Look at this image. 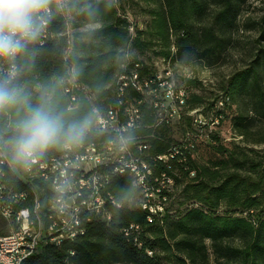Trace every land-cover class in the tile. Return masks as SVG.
<instances>
[{
	"label": "trees",
	"instance_id": "trees-1",
	"mask_svg": "<svg viewBox=\"0 0 264 264\" xmlns=\"http://www.w3.org/2000/svg\"><path fill=\"white\" fill-rule=\"evenodd\" d=\"M127 1L142 2L149 16L133 36L115 0H64L62 7L53 5L37 43L17 58L16 83L32 94L33 102L43 85H56V104L69 118L97 116L117 104L118 75L131 70L139 76L155 72L143 60L125 58L128 46L140 52L152 50L166 61L212 66L231 43L246 0ZM86 25L92 27L82 29ZM252 25L257 29L254 55L245 68L228 77L222 86L224 96L203 106L202 96L186 95L178 125L192 147L185 150L184 159H155L181 141H173L169 125L156 123L154 111L144 101L137 124L123 133L131 136L127 146L151 168L145 181L149 191L163 199L162 211L151 214L142 206L146 197L133 175L99 166L98 173L107 175L99 190L101 211L82 213V232L59 243H39L22 264H211V257L212 264H264V150L247 148L222 134L230 128L246 139L254 117L264 118V14ZM11 66L0 61V78L8 76L3 70ZM73 69L79 71L75 79ZM187 81L196 85L194 79ZM244 96L250 104L246 112L230 103ZM141 97L131 85L122 95L134 103ZM192 109L210 113V122H217L200 132L203 126H195L188 114ZM20 115L15 109L0 114V155L6 160L1 181L6 194L26 195L15 208L32 212L36 198L37 213L46 219L57 191L44 179L38 163L65 151L81 153L87 145L101 149L114 135L93 124L81 145L51 149L27 169L12 160L6 144ZM138 144L146 148L139 150ZM167 179L173 183L167 184ZM160 181L165 187L156 191Z\"/></svg>",
	"mask_w": 264,
	"mask_h": 264
},
{
	"label": "built area",
	"instance_id": "built-area-1",
	"mask_svg": "<svg viewBox=\"0 0 264 264\" xmlns=\"http://www.w3.org/2000/svg\"><path fill=\"white\" fill-rule=\"evenodd\" d=\"M3 72L12 74L13 66ZM116 84L117 104L98 113L94 122L98 130L113 133L114 139L106 142L101 149L95 145H87L81 153L70 154L65 151L38 163V169L44 179L57 191L46 219L37 213L36 198L32 212L26 207L15 208L26 199V195L5 193L1 177L6 160L0 155V214L14 225L7 234L0 235V264H22L39 243H59L62 239L72 238L82 232L79 228L82 213H99L103 204L99 190L105 184L107 175L98 173L99 166H107L113 172H128L133 175L134 184L146 197L142 206L148 208L151 214L162 211L160 200L154 201V193L149 191L145 181L151 168L127 145L121 144L120 137H124L123 133L137 124L142 113L139 106L142 101L154 111L157 124L170 125L172 122H179L181 112L185 108L187 92L183 86L172 85L167 77L161 78L157 71L139 76L136 70H131L129 73L118 75ZM127 85H131L141 94V99L136 103L122 99ZM188 114L192 116L193 124L197 127H211L213 121L217 122V119L210 122V117L202 118L199 109H192ZM136 147L141 150L146 148V145L138 144ZM191 147V143L183 139L166 153L157 155L155 159L166 162L169 158L178 156L181 161L184 159L185 150L188 151ZM34 163H37V160ZM166 182L173 183L172 179H167ZM163 184L164 181H160L156 191L163 187ZM111 202L114 203L113 200ZM149 220L151 221V217Z\"/></svg>",
	"mask_w": 264,
	"mask_h": 264
},
{
	"label": "clouds",
	"instance_id": "clouds-1",
	"mask_svg": "<svg viewBox=\"0 0 264 264\" xmlns=\"http://www.w3.org/2000/svg\"><path fill=\"white\" fill-rule=\"evenodd\" d=\"M63 3L64 0H0V61H7L14 69L12 74L0 78V114L10 109L21 114L6 144L12 160L25 168L51 149L81 145L96 118V113L69 118L56 104V85H43L33 102L32 94L16 83L20 75L16 70L17 58L29 45L37 43L53 5L62 7ZM78 75V69H73L72 79ZM130 141L131 136L120 137L123 145Z\"/></svg>",
	"mask_w": 264,
	"mask_h": 264
},
{
	"label": "rangeland",
	"instance_id": "rangeland-1",
	"mask_svg": "<svg viewBox=\"0 0 264 264\" xmlns=\"http://www.w3.org/2000/svg\"><path fill=\"white\" fill-rule=\"evenodd\" d=\"M118 12L125 16L129 22V32L133 36L135 30L144 28L149 16L146 12V6L142 3L128 2L127 0H115ZM214 7V5H212ZM211 7V8H212ZM264 14V0H246L241 7L237 17V28L231 33V43L223 53L220 61L212 66H203L199 63L185 65L178 60L166 61L155 55L154 51H144L128 46L125 51V58L143 60L144 64L152 67L154 71L161 74V78L167 77L168 81L174 86H183L188 95L198 94L203 98V106L224 96L222 86L226 84L228 77L235 71L245 68L252 59L255 52V38L257 29L253 27V22L258 20ZM86 25L82 29L91 28ZM70 32V30L68 31ZM196 80V85L188 83L187 79ZM230 103L240 111L246 112L250 108L248 98L236 97L230 100ZM200 111V109H199ZM209 114V115H208ZM201 114L202 118H209L210 113ZM251 115V113L249 114ZM255 118V124L252 125L251 134L247 138L237 135L230 128H225L222 131L223 136L227 139L231 138L235 142L240 143L247 148L251 147L256 150H264V118ZM169 133L174 142L183 140V134L178 122H172L169 125ZM210 126L203 125L200 132H206ZM261 140V141H260ZM260 141V142H257ZM165 185L163 184L164 188ZM176 198L178 192L176 190ZM154 201L163 200L154 195ZM138 197L132 199V203L136 204ZM158 203V202H157ZM177 205L175 204L174 207ZM8 219L0 214V224H4ZM12 229L14 225H12ZM9 232L6 231L5 234ZM212 264V257H211Z\"/></svg>",
	"mask_w": 264,
	"mask_h": 264
},
{
	"label": "crops",
	"instance_id": "crops-1",
	"mask_svg": "<svg viewBox=\"0 0 264 264\" xmlns=\"http://www.w3.org/2000/svg\"><path fill=\"white\" fill-rule=\"evenodd\" d=\"M13 223L9 220L7 222H4V224H0V235H3L6 233V231H11Z\"/></svg>",
	"mask_w": 264,
	"mask_h": 264
}]
</instances>
